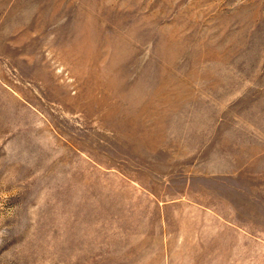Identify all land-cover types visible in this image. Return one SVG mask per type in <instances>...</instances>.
Returning a JSON list of instances; mask_svg holds the SVG:
<instances>
[{"label": "rangeland", "instance_id": "1", "mask_svg": "<svg viewBox=\"0 0 264 264\" xmlns=\"http://www.w3.org/2000/svg\"><path fill=\"white\" fill-rule=\"evenodd\" d=\"M0 264H264V0H0Z\"/></svg>", "mask_w": 264, "mask_h": 264}]
</instances>
